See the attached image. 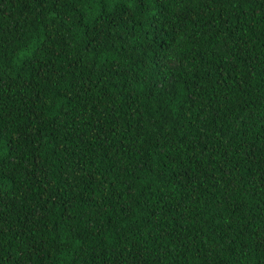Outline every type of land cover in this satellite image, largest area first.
<instances>
[{"label": "trees", "instance_id": "16d2710c", "mask_svg": "<svg viewBox=\"0 0 264 264\" xmlns=\"http://www.w3.org/2000/svg\"><path fill=\"white\" fill-rule=\"evenodd\" d=\"M0 264H264V0H0Z\"/></svg>", "mask_w": 264, "mask_h": 264}]
</instances>
